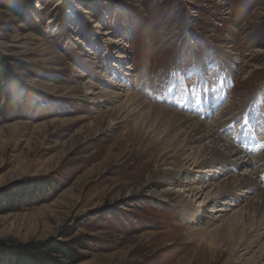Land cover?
Listing matches in <instances>:
<instances>
[{"label": "rangeland", "instance_id": "1", "mask_svg": "<svg viewBox=\"0 0 264 264\" xmlns=\"http://www.w3.org/2000/svg\"><path fill=\"white\" fill-rule=\"evenodd\" d=\"M0 55L25 98L0 103V248L21 264H264L258 192L207 187L252 164L264 189V0H0ZM130 95L219 121L247 165L207 177L166 126L125 149L142 118Z\"/></svg>", "mask_w": 264, "mask_h": 264}, {"label": "bare ground", "instance_id": "2", "mask_svg": "<svg viewBox=\"0 0 264 264\" xmlns=\"http://www.w3.org/2000/svg\"><path fill=\"white\" fill-rule=\"evenodd\" d=\"M198 65H201V64H197L198 70L202 69L201 67L203 65H201V66H198ZM204 69L205 68L203 67L201 72H204ZM204 73H202V74H204ZM116 95H118V93H116ZM130 101H131V103H133V106H136V109L133 111L134 112L133 114H135V115H133V116H136V114H137V115L141 116L142 118H141L140 123L134 125L131 129H129L126 132V134H125L126 139L124 141H120V144L123 145L125 147V149H127V147L129 148L132 145H144L143 143L146 141L145 139H146V137L148 138V136H150L151 139L147 143V145L148 146L151 145V143L155 142V140L158 137V133H157L158 127L159 126H166L165 129L180 131L179 135L181 137H184V143H185L186 148L191 150V152L193 154H196L197 158L199 159V160H197L196 164L194 162V164L197 166L196 168L209 169V171H207V173H205V175L207 177H210L211 172H213L216 168H220L221 171H224V170L228 169L227 167L234 166V168L237 169L238 167L241 168V167L247 165V162H246L247 160L242 161V158H244V157H242V155L244 153V151H242L243 149L242 150L237 149L233 143L231 144L228 141L224 140L222 138V136L220 135L219 131H221L220 129H222V128H220L221 127L220 125H217V124H219V121L216 120V122H215L216 127H218V129L215 130L216 127L214 125H211V124H213V122L211 124H209L208 122L205 123V122H203V120H200V119L197 120V119L192 118V117H187L181 113L172 111L169 108H166L163 106H155V105H152L151 103H145L143 100H141V98L137 97L136 95H130ZM206 104L207 103H205V101L203 99L201 101H198V103H197V105L200 109H202L204 107V105H206ZM137 109H140V111L138 113L135 112ZM206 115H207V112L202 114V118ZM226 116H227V114L224 117H226ZM154 118H156V119H154ZM206 118H204V119H206ZM222 122L223 121H221V123ZM230 124H231V122L229 123V125ZM230 138H231V136H230ZM156 150H157V145L151 146L149 151L151 153V152H155ZM232 157H235V160H233L234 163L231 160ZM246 157L247 156H245V158ZM263 158H264V156H263ZM198 161H201V164L199 163L200 165H197ZM250 166L252 167L251 168L252 170L249 171L250 172V173H248L249 175L245 174V175L237 176V177L233 175L232 177H230L226 181H223V183L220 182L217 184L215 182V183H211V184L207 185V187L210 188V192L212 194L214 192H217L218 193L217 199L221 200L222 198H225L227 195H231L236 189H239V188H240V190L247 189L246 188L247 185L249 186V184H251L252 190H256L258 192L256 197L259 199V201L257 199L259 204H256V206L258 205L257 207H260L259 209L264 212V189H262L261 191L259 190L262 187L260 186V182L257 179V177L259 178L262 175H261L260 171H258V170H256V172H255V169L252 166V164ZM202 173L203 172L199 170V172H197L196 175H200V174L202 175ZM256 175H257V177L255 178ZM172 184H174V182ZM243 186H246V187L243 188ZM182 211L185 214V216L188 218V220L191 219L192 221L194 220V222H197L201 218V215H200L201 212H197L196 214L195 213L193 214L192 213L193 209H191L188 206H186ZM256 212H257V210H256ZM195 216H197V219ZM263 222H264V220H263ZM259 229H260V227H259ZM202 232L203 233H200V232L195 233V237L199 236V238L201 239L202 238L201 236H202V234L205 233V230ZM229 234H228L229 235L228 236V239H229L228 243L231 244V246H232L235 243L234 237L232 235L233 232H229ZM245 235L246 234H244L242 236H245ZM247 243L243 244V246H245L246 248L251 245L250 243L249 244H247ZM259 260H257V264H259L261 262V260L260 261ZM254 261H256V259H254ZM254 264H255V262H254Z\"/></svg>", "mask_w": 264, "mask_h": 264}, {"label": "trees", "instance_id": "3", "mask_svg": "<svg viewBox=\"0 0 264 264\" xmlns=\"http://www.w3.org/2000/svg\"><path fill=\"white\" fill-rule=\"evenodd\" d=\"M12 4L14 2H11ZM16 9V8H14ZM33 26V25H32ZM10 60L4 58L0 55V103L3 102V99L7 97L10 102L8 105L11 108H20L23 105L24 97L21 95L22 91H19V88H15L13 84H15V77L11 73ZM11 86V87H10ZM11 88V89H10ZM27 99V98H26ZM40 187V186H39ZM38 187V188H39ZM25 194L23 195L22 200H27V197L33 198L36 196L38 190H31V187L23 188ZM31 190V191H30ZM74 247L64 244H55L45 248V251L48 252V255H57V256H65L70 261H75V256L73 254ZM37 251V250H36ZM43 253V251H38V253ZM19 250L14 249L13 246H6L0 248V264H21L23 263L20 258ZM60 258V257H59ZM21 261V262H20ZM45 261V258L42 259ZM38 261H33L32 264H39ZM55 262L49 261L47 263L42 262V264H54Z\"/></svg>", "mask_w": 264, "mask_h": 264}]
</instances>
